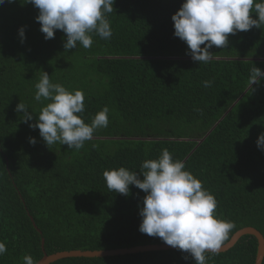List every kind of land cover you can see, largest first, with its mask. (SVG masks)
<instances>
[{"label":"trees","instance_id":"16d2710c","mask_svg":"<svg viewBox=\"0 0 264 264\" xmlns=\"http://www.w3.org/2000/svg\"><path fill=\"white\" fill-rule=\"evenodd\" d=\"M183 2L115 0L108 14L112 37L94 35L91 48L78 44L67 51L62 30L44 38L33 4L0 5V241L7 247L0 264H23L25 255L40 261L43 250L52 255L166 244L139 231L143 190L115 193L103 177L104 170L122 166L140 174L142 162L164 148L214 194L216 215L235 224L225 243L246 227L264 237V150L256 143L264 132V80L254 90L248 84L252 67L264 71V26L229 34L228 47L210 49L209 63L194 62L171 19ZM43 72L53 83L84 92L86 123L109 108L108 127L80 150L59 143L49 148L29 126L48 103L34 99ZM205 80L212 86L205 88ZM19 102L33 120L22 121ZM256 253V239L244 236L227 252L206 253L207 264H255ZM52 264L195 260L167 250Z\"/></svg>","mask_w":264,"mask_h":264},{"label":"clouds","instance_id":"9594fccd","mask_svg":"<svg viewBox=\"0 0 264 264\" xmlns=\"http://www.w3.org/2000/svg\"><path fill=\"white\" fill-rule=\"evenodd\" d=\"M13 0H0V5ZM39 10L36 20L41 25L44 38H55L56 30L66 35L65 51L76 49L78 44L88 49L93 36L109 40L112 37L108 14L114 12L115 0H25ZM253 14L257 18H253ZM174 35L184 41L194 62L207 64L212 59L213 46L229 45V34L264 26V0H184L180 9L171 17ZM21 43L25 40V28L18 30ZM203 45V47H201ZM264 71L254 66L250 70L248 84L259 85ZM213 81L205 80L203 86L211 87ZM34 99L48 101L40 110L36 122L29 126L38 128L43 141L50 148L59 143L68 149L80 150L94 133L108 127L109 108L103 107L86 123L85 95L82 90H69L60 83L50 81L43 72L35 85ZM254 90V89H253ZM23 112L22 121L33 120V113L19 102L15 109ZM35 145L36 139L29 138ZM264 150V132L256 141ZM142 175V178H141ZM110 191L127 196L130 186L146 194L139 215V231L159 237L167 245L187 252L195 264H207L206 253L218 255L235 228L231 221L216 215L217 200L203 187L202 181L186 169L182 160L174 159L167 148L158 158L146 159L140 166V174L126 167L103 171ZM7 252L5 242L0 241V256ZM23 264H38L31 255L23 257Z\"/></svg>","mask_w":264,"mask_h":264},{"label":"water","instance_id":"95a60500","mask_svg":"<svg viewBox=\"0 0 264 264\" xmlns=\"http://www.w3.org/2000/svg\"><path fill=\"white\" fill-rule=\"evenodd\" d=\"M244 236H252L257 241V253L255 258V264H262L264 259V237L262 234L252 227H246L238 230L232 235L230 240L225 243L222 247L220 253L227 252L233 248L236 243ZM44 242L42 241V250ZM167 250H179L167 244L162 245H145V246H136L132 248L124 249H115V250H101V251H65L59 252L52 255H47L43 250V257L38 264H52L59 260L68 259V258H106V257H116V256H125L133 255L146 252H158V251H167Z\"/></svg>","mask_w":264,"mask_h":264}]
</instances>
